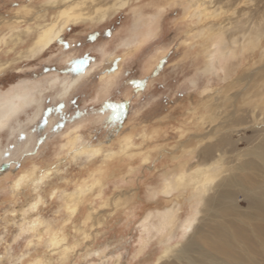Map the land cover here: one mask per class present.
I'll return each mask as SVG.
<instances>
[{"label": "rangeland", "instance_id": "1", "mask_svg": "<svg viewBox=\"0 0 264 264\" xmlns=\"http://www.w3.org/2000/svg\"><path fill=\"white\" fill-rule=\"evenodd\" d=\"M256 1L250 3L252 8ZM91 2L0 0V100L17 88H27L34 95L29 105L0 128V158L5 150H10L12 158L19 156L22 163L19 170L0 169V257L3 258L0 264H36L37 261L41 264H113L117 256L118 264H153L167 244L172 252L181 244L175 243L180 240L181 223L199 202L196 196L190 199L194 191L191 181L164 195L161 192L164 180L168 175L174 177L176 171L172 169L178 162L192 160L194 150L209 134L221 131V126L208 123L209 103L213 102L214 93L203 89H219L223 98L227 92L226 96L234 100L236 107L246 101L243 98L247 95L251 100L258 95L257 101H260L259 95L264 90V43L257 49L248 47L244 52L238 51L237 58L229 61L226 77L220 69L203 71L206 59L203 47L208 36L205 29L210 22H190L185 8L188 0H96L90 17L65 21L60 16L67 5H90ZM243 7L247 5L242 1L235 9ZM224 18L225 15L219 17L218 22ZM257 22L260 25L262 21ZM149 24L154 28L151 34L135 42ZM48 26L55 32L53 38L39 48L35 44L36 35ZM231 26L239 27L240 23ZM201 30L205 31L202 38L198 35ZM92 33L96 34L95 41L88 39ZM230 33L227 29L226 37ZM57 36L74 47L65 49ZM85 55L95 61L86 76L103 75L119 59V70L114 76L104 78L117 80L118 92L114 89L97 95L101 85L97 78L87 99L78 95L75 88L67 94L61 93V84L72 77L63 72L66 62ZM154 70L156 75L148 79L142 91L134 92L131 85L125 86L126 81L149 77ZM74 97L78 99L76 106L69 102ZM106 100L128 103L126 116L113 127L103 125L104 116L94 112ZM60 102L66 105L64 111L69 118L74 116L76 107L93 111L75 121L68 119L62 129L55 131L53 125L58 115L53 114L48 126L41 125L42 131L38 130L36 126L45 110ZM248 128H245L246 135L251 133ZM71 131L79 135L78 143L75 147L63 146ZM20 133L27 136L22 144L17 139ZM38 136L43 137L42 144H37ZM13 145H16L14 150ZM85 145L93 150L81 152L80 148ZM33 146L38 147V153L23 157V148ZM61 158L69 162L51 178L36 188L29 185L13 195L12 185L20 172L36 169L33 177L38 179L41 168L47 170ZM80 187L90 191L80 196ZM154 189L156 197L150 196ZM54 191L66 201L75 194L79 202L72 225L65 227L66 247L78 246L67 254L62 248L49 250L47 240H33V233L25 232L17 239L21 226L33 219L62 223L67 217V212L56 215L63 204L60 198L52 197ZM38 197L41 203L36 210L25 215L30 202ZM174 203L180 205L176 226L170 224L158 230L144 228L152 221L157 224L155 218L148 221L151 214ZM237 203L241 210H247L243 196L238 197ZM13 211L15 216L11 214ZM232 214L211 216L216 221L220 218L240 222L237 233L230 237V256L239 254V259L232 264H264V238L254 229L256 225L264 226V216L254 211L240 217ZM167 229L175 231L171 239ZM38 231L43 234L44 229ZM84 234L90 238L84 240ZM29 240H33L31 245Z\"/></svg>", "mask_w": 264, "mask_h": 264}, {"label": "bare ground", "instance_id": "2", "mask_svg": "<svg viewBox=\"0 0 264 264\" xmlns=\"http://www.w3.org/2000/svg\"><path fill=\"white\" fill-rule=\"evenodd\" d=\"M242 1L247 7L235 9ZM254 1L256 0H188V3L186 2L187 7L185 8L190 22H210L205 29L206 34L204 30L198 32L200 38L208 34L203 47L206 54L204 72L220 69L224 73L222 76L226 77L229 61L236 57L238 51L244 52L248 47L257 49L262 46L264 23L261 22L260 25L255 23L256 20H258L257 24L264 20V3H260L263 0H257L256 5L252 8L250 3ZM94 2L96 0H92L90 5L83 3L67 5L60 12V16L65 21L90 17L94 11ZM188 8L189 10L191 8V11ZM223 15H225L223 21L218 22L219 17L221 18ZM238 22L240 23L239 27L231 26ZM242 28L244 29L242 30ZM153 29V26L149 24L146 32L140 33L141 38L137 37L135 42L145 40ZM227 29L231 32L228 37L225 35ZM54 33L51 26L42 28L35 38L37 47L45 46L53 38ZM108 77L104 76V78ZM72 79L73 77L67 81ZM77 79L79 78L77 77ZM65 82L60 87L62 94H64ZM207 90L214 93L212 95L213 102L209 103L208 123L221 126V131L216 135L209 134L210 136L204 139L194 152L192 151V160L178 162L172 169L176 171L174 177H168V175L161 188L162 194H170L176 188L184 187V184L191 181L194 191L190 194V199L196 196L199 202L198 207L180 225L182 233L180 240L175 243L181 242V244L172 249V252L167 244L161 254L153 260V264H232L239 259V254L230 256L232 254L230 237L237 233L240 228L237 223L240 222L235 219L225 221L220 218L216 221V219H211V216H228L233 212V216L240 217L247 216L252 211L257 215L260 214V217L264 216V198H258L264 196V90L259 95L260 101H257L258 95L254 97L251 95L253 100L249 98L250 95H247L243 98V101H246L238 107L233 99L226 96L227 92L223 98L222 91L219 89L209 87L203 89L204 92H210ZM33 100L34 95L27 88H19V90L17 88L11 94L3 96L0 100V124L5 127L12 116ZM246 127H249L250 135H246ZM242 130L243 132H241ZM71 132L73 135L70 134ZM71 132L67 135L68 138L63 146L75 147L78 143L79 135L76 131ZM89 150L91 148L87 145L80 148L81 152ZM31 170L20 172L14 183L21 175ZM35 172L36 169L33 175ZM166 185L172 186L169 192H165ZM150 193V196L156 197L155 189ZM240 196H243L244 202L247 203V210H241L237 205V199ZM37 200L40 201V197L31 201L30 205ZM75 201L77 200L75 199ZM68 202H73V196L68 199ZM179 206V203H174L163 211L151 214L148 221L155 218L157 224L152 221L144 228L150 230L154 227L158 230L164 229L170 224L176 226L177 224L174 222L179 219ZM35 220H31L30 223ZM254 229L264 238V226L256 225ZM39 232L41 233V231ZM174 232L173 229L169 230L170 239L174 236ZM146 236L148 237V235ZM142 247L141 244L140 248ZM118 262L119 256L115 257L113 264H118Z\"/></svg>", "mask_w": 264, "mask_h": 264}, {"label": "snow or ice", "instance_id": "3", "mask_svg": "<svg viewBox=\"0 0 264 264\" xmlns=\"http://www.w3.org/2000/svg\"><path fill=\"white\" fill-rule=\"evenodd\" d=\"M48 2H51V0H48ZM262 23H264V20H262ZM110 35V33H109ZM57 40L62 42V45L65 49L74 47V45L68 44L66 42H63L62 38L56 37ZM88 39L90 41H95L97 39L96 34L92 33L89 35ZM95 61L90 55H85L80 58H73L69 59L66 62V66L63 69V72L66 75L72 76L73 79L71 81H66L64 85V94H67L72 89L78 90V95H83L86 99L89 94V90L92 87V82L99 78L101 80L100 89L97 91V95H99L100 91L103 92H111L114 89L117 90V92L120 90V85L117 80L115 79H109L107 81L104 80V76H114L115 73L119 70V59H116L113 61L114 67L110 66L107 70L103 71V75H100L97 77L96 75L92 76H86L87 69L91 66V63H94ZM163 63L161 61L157 64V69L160 67V64ZM44 71H49V69H44ZM156 75V71L154 70L149 77L143 78V79H131L125 82V86L131 85L133 87L134 92H140L142 91L146 84L148 79L153 78ZM77 77L79 79H77ZM73 106L78 105V99L72 98L69 101ZM66 105L63 102L58 103L54 108L46 109L44 115L41 116L40 123L37 124L36 128L40 131H42L41 125L43 127L48 126L49 119L53 114L58 115V119L56 123L53 125V131L57 129H62L65 126V123L68 119H72L75 121L76 119L84 118L88 115L89 111H93L90 109H79L76 107L74 116L69 118L67 114L65 113ZM128 107L127 102H112L110 100H106L104 104L98 108L95 109L94 112L97 115L104 116V120L102 121L103 125H107L109 127L115 126L118 122L121 121V118L126 116L127 112L126 109ZM105 113L107 115L105 116ZM3 125L0 124V128H2ZM17 139L22 144L25 140H27V136L24 133H20L17 136ZM43 143V137H39L37 139V144ZM130 144V141L128 142ZM16 145L12 146V149L14 150ZM39 149L38 147H24L22 150V156L23 157H29V156H35L38 153ZM95 154V153H93ZM68 160L65 159H59L58 162L52 163L47 170L44 168H41L39 170V178L34 179L33 172L35 169H32L29 172H26L24 175H21L15 183L12 185V192L13 195H15L17 192H20L22 189L28 187L29 185L35 186L42 184L45 179L51 178L53 173L57 172L59 168H62L64 165L68 164ZM146 162V161H145ZM20 167H22L21 163V157H17L16 159L12 158L11 151L5 150L3 153L2 158H0V169H3V171H8L9 169H15L19 170ZM171 185H166L165 192H169L171 190ZM87 191H90L89 189L81 188L78 190L80 196H84ZM53 198H60L62 200L63 207L57 211L56 215L59 216L61 212H67V217L63 220L61 223L60 221H52V222H41L39 219L33 221L32 223L26 224V226H21V233L19 236H17V239H20L21 236L24 235L25 232L33 233V240L39 239L41 242L47 240L48 248L51 249H57L60 250L63 246V251L65 254L68 252L74 251L75 248L78 246L76 244L73 245L72 248L66 247L67 243V237L65 236V227L67 225H72V217L77 214V208L79 206V202L75 201V194H73V202H68L66 200H63L62 197H57V192L51 193ZM66 195V194H65ZM41 203V201L37 200L35 203H32L29 208L25 209V215H27L29 212H34L37 208V206ZM13 216L16 215V213L13 211L11 213ZM85 224H87V221H85ZM55 225H59V227H56ZM43 228V234H41L38 229ZM72 230L75 232L76 227L73 225ZM90 237L87 234L83 235L84 240H88ZM33 240H29L28 244L31 245ZM143 243V241H141ZM95 255L99 256L100 253H95ZM0 259H3L0 257ZM18 264V262H17ZM36 264H41L40 261H37Z\"/></svg>", "mask_w": 264, "mask_h": 264}]
</instances>
